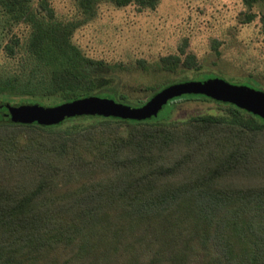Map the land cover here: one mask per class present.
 I'll list each match as a JSON object with an SVG mask.
<instances>
[{"label": "trees", "instance_id": "16d2710c", "mask_svg": "<svg viewBox=\"0 0 264 264\" xmlns=\"http://www.w3.org/2000/svg\"><path fill=\"white\" fill-rule=\"evenodd\" d=\"M102 1L150 9L160 2L77 0L83 20L62 21L47 0H38L40 9L32 0H0L9 26L30 27L25 42L15 44L21 52L18 62H24L28 73L21 76L18 69L0 67V96H29L11 106L46 105L35 96L54 99L46 105L52 106L90 95L143 104L118 93L122 64L88 58L71 39ZM241 2L245 10L239 21L248 23L259 15L264 26V0ZM194 59L169 55L158 66L167 71L198 69ZM186 98L213 101L221 113L197 114L180 126H169L173 102ZM164 107L166 112L159 115ZM158 113L145 120L80 115L51 125L0 119V264L30 262L35 254L64 248L73 236L85 238L101 220L113 234L141 229V242L166 244L170 253L163 264H264V119L198 94L170 99ZM85 121L132 127L122 136L116 126L92 127ZM12 126L46 133L32 137L15 155ZM63 126L66 130L56 131ZM21 174L32 179L31 185L22 181L9 189L13 177ZM241 214H246L244 220Z\"/></svg>", "mask_w": 264, "mask_h": 264}, {"label": "rangeland", "instance_id": "374dc122", "mask_svg": "<svg viewBox=\"0 0 264 264\" xmlns=\"http://www.w3.org/2000/svg\"><path fill=\"white\" fill-rule=\"evenodd\" d=\"M38 0H32L34 8L40 9ZM56 19L62 21L83 20L84 15L77 0H47ZM245 10L241 0H160L155 8H142L136 4L117 7L102 1L95 6L94 17L79 26L72 34V41L83 54L109 64H122L118 71V93L128 102L138 104L146 101L155 90L179 82L212 75L234 84L250 83L264 90V26L257 15L251 22L241 23L239 14ZM40 14H44L41 10ZM7 15L0 12V67L9 66L22 76L24 62L19 63L21 52L15 44H22L30 33L29 25H8ZM18 41V43H17ZM19 44V45H20ZM177 55L181 60L192 55L198 69L167 71L158 65L160 59ZM172 82V83H171ZM153 87V88H149ZM3 101L11 106L29 96L3 94ZM34 97V96H32ZM42 104L51 105L52 98H36ZM10 102V103H9ZM174 108L166 123L180 126L197 114L221 113L218 104L200 98H186L173 102ZM5 106V105H4ZM166 108L158 113L162 115ZM90 123L91 121H85ZM110 124L118 134L127 136L131 124L126 122L92 121V127ZM16 144L13 154L27 146L31 138L46 133L44 130L26 126L10 127ZM66 126L56 129L63 132ZM2 161V158H0ZM2 162H0V166ZM0 175L1 170H0ZM4 178L0 177V181ZM24 181L31 185L32 179L21 174L13 177L9 189H16ZM5 181L2 182L4 186ZM246 215V214H245ZM243 214L240 218L244 220ZM256 215V214H249ZM105 222L86 232L85 238H71L65 247L50 248L43 254H35L30 262L19 260L17 264H163L168 262L169 248L149 246L143 230H117L115 234L104 228ZM178 230L176 229L174 234ZM173 234V235H174ZM185 233L182 231V236ZM212 234V233H211ZM180 235V234H179ZM176 236L178 238L181 237ZM161 237L164 236L160 235ZM178 242V241H176ZM128 244L132 245L129 246ZM157 249H162L158 251ZM206 252V255H209ZM160 260H151L152 257ZM15 263V264H16Z\"/></svg>", "mask_w": 264, "mask_h": 264}, {"label": "water", "instance_id": "95a60500", "mask_svg": "<svg viewBox=\"0 0 264 264\" xmlns=\"http://www.w3.org/2000/svg\"><path fill=\"white\" fill-rule=\"evenodd\" d=\"M184 94H198L216 101L230 103L264 119V90L230 83L221 77L169 84L157 90L139 106L119 103L96 95L52 106L36 103L10 106L0 102V119L37 125H51L80 115L145 120L154 117L167 101Z\"/></svg>", "mask_w": 264, "mask_h": 264}]
</instances>
